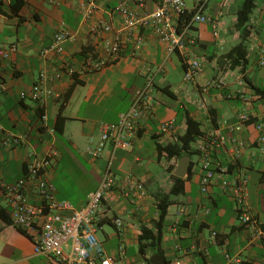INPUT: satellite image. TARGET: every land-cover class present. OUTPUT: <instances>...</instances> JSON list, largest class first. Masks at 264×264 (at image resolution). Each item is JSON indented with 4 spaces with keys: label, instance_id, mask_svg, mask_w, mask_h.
I'll list each match as a JSON object with an SVG mask.
<instances>
[{
    "label": "crops",
    "instance_id": "obj_1",
    "mask_svg": "<svg viewBox=\"0 0 264 264\" xmlns=\"http://www.w3.org/2000/svg\"><path fill=\"white\" fill-rule=\"evenodd\" d=\"M94 2L90 17L85 5ZM126 2L139 14L153 11L160 0H0V45L17 44L8 59L0 57V123L15 132H28L29 144L3 151L2 174L13 183L26 171L29 151L46 153L56 150L53 164L46 171L56 186V196L73 207L85 205L103 177L112 144L107 143L100 156L91 149L97 144L104 123L115 122L133 101L136 91L153 81L152 109L143 117L131 144L114 153L113 172L118 178L132 173L144 182L147 196L131 201L117 191L104 201V215L98 221L96 236L110 254L119 256L122 244L126 264H143L146 255L158 253L165 263L180 257L188 264H226V252L238 256L240 264H264V240L253 237L251 227L238 216L230 188L222 179L237 180L247 176L248 203L257 224L264 229V151L257 141L254 123L264 122V65L259 63L264 47V0H254L248 19L238 24L237 12L245 0H184L188 11L199 8L218 20L217 34L211 23L194 22L189 35L195 38L186 53L171 51L150 27H139L131 37L122 33L120 53L97 70L83 66L84 46H92L98 55L105 54L104 31L110 23L114 30L122 27V17L113 7ZM18 9L15 11L12 4ZM68 30L63 51L52 48L54 33ZM138 37L142 41L138 43ZM242 53H237L238 46ZM197 58L203 69L192 79H183L184 57ZM61 71L54 77L55 70ZM49 78L45 87L52 93L41 104L20 93L38 81L41 71ZM226 80L223 91L203 85L217 75ZM242 79L244 84L239 83ZM74 85L65 104L63 132H57L56 120L61 98ZM5 86V87H3ZM231 93V97L223 96ZM45 113L42 122L38 114ZM250 119L240 130L230 126L238 115ZM187 116L200 122L202 135L190 148L188 171L176 173L182 157L159 155L157 146L176 141L187 127ZM175 119L173 131L163 132L162 122ZM219 128L224 144L213 147L211 167L217 170L206 192L201 190L203 161L197 146L209 133ZM173 165V171L168 169ZM225 171L220 172V169ZM174 176L182 178L183 190L171 192ZM33 191L31 199L35 200ZM168 196V197H167ZM168 199L162 237L139 250L142 227L156 231L160 203ZM0 208L7 213V204ZM4 201V200H3ZM124 221L122 230L115 217ZM35 233L25 232L0 216V264H52L55 259L34 251ZM68 250V248H66ZM159 250V251H157ZM147 261V262H148Z\"/></svg>",
    "mask_w": 264,
    "mask_h": 264
},
{
    "label": "built area",
    "instance_id": "obj_2",
    "mask_svg": "<svg viewBox=\"0 0 264 264\" xmlns=\"http://www.w3.org/2000/svg\"><path fill=\"white\" fill-rule=\"evenodd\" d=\"M94 2L90 1L85 5L84 15L90 17ZM113 11L122 17V27L114 30L110 23L104 24V31L112 33L111 37H106L105 54L94 55L88 53L84 56L83 66L85 69L97 70L106 66L109 61L116 57L123 44L122 33L126 37L134 35L139 27H150L156 36L169 45L171 51L186 53L189 44L195 43V38L189 35V29L194 22L211 23L217 34V18L203 14L199 8L187 17L188 9L184 0H160L159 5L151 12L139 14L126 2L121 1L113 7ZM183 22L182 27L179 24ZM71 37L68 30H58L54 33L52 48L57 51L64 50V44ZM142 41L138 37V43ZM17 44L12 43L7 46L0 45V57L8 59L17 50ZM185 69L183 79L188 81L203 69L202 63L197 58L184 57ZM259 63L264 65V47L260 51ZM61 71L55 70L54 77H60ZM49 78L48 73L43 70L38 81L20 93L22 98L29 97L38 103L45 101L51 95L50 88L45 87L44 82ZM241 85L244 84L239 79ZM227 83L222 74L209 79L204 85L205 90L212 87L223 91ZM153 81L139 88L133 98L131 106L120 114L115 122L104 123L101 128L97 144L91 149L94 157H98L103 152L107 143L112 144V153L107 159L104 167L103 177L97 188L89 193L87 201L81 208H75L65 200L56 196V186L47 177V168L54 163L57 152L50 149L46 153H36L29 151L26 156V171L13 183H8L1 171L3 161V151L13 149L18 146L29 144L28 132H15L6 128L0 123V197L7 204L11 222L26 232L35 233L34 251L41 255H48L55 259L52 264H126L122 259L125 248L121 244L119 256L106 251L103 244L96 236L98 221L104 215V201L108 194L117 191L119 196L131 200L139 201L147 196L144 182L132 173L118 178L113 172L114 153L118 148L131 144V139L136 135L143 117L152 109V89ZM5 87V86H3ZM223 96L231 97V93H223ZM39 120L44 122L47 119L45 113L38 114ZM250 119L247 113L238 115L235 123L231 124L233 130H240ZM175 119L171 118L162 122L163 132L173 131ZM258 132L257 141L261 150L264 151V122L254 123ZM225 135L219 128L213 129L207 140L197 146L200 151L204 173L201 176V190L206 192L211 181L216 177L217 170L211 167L212 148L224 144ZM225 169H220V172ZM247 176L237 180L222 179L224 188H230L237 205L239 219L251 227L253 237L264 240V229L261 228L256 218L250 211L248 203ZM33 191L35 200L31 199L30 192ZM114 223L119 230H122L124 221L121 217H115ZM68 248V250H66ZM226 264H240L238 256L225 253ZM143 264H150L144 262ZM167 264H188L180 257L170 259Z\"/></svg>",
    "mask_w": 264,
    "mask_h": 264
},
{
    "label": "trees",
    "instance_id": "obj_3",
    "mask_svg": "<svg viewBox=\"0 0 264 264\" xmlns=\"http://www.w3.org/2000/svg\"><path fill=\"white\" fill-rule=\"evenodd\" d=\"M254 0H245L243 7L241 9L238 10L237 15H238V24L242 25L247 19H248V14L249 12L253 9L254 7ZM13 9L18 10L14 3L12 4ZM1 12H4L1 8H0ZM195 11V9L188 11L187 17L189 20V16H191V14ZM183 22L181 21V23L179 24V27H182ZM244 49V48H243ZM242 46H238V48L236 49L237 53H242L243 51ZM93 53L94 55H97V52L94 50V48L92 46H84L82 48L81 53L84 55H87L88 53ZM111 62V61H109ZM74 83L69 86V88L66 90V92L63 94L62 98H61V102L59 105V111H58V115H57V120H56V130L57 132H63L64 129V125H65V121H66V117L63 114L64 108H65V104L66 102L69 100L73 90H74ZM187 127L186 130L183 134H180L176 141L174 142H168L164 145L159 144L157 146L159 155L161 154H165L167 156V158H172L174 156L176 157H182V156H186V155H190V148L192 143L195 141V139L197 137H199L200 135H202L203 131L201 129V125L200 122L195 120L193 117L191 116H187ZM168 169L170 171H173L174 167L173 165H169ZM175 179V183L171 189V192L173 193H178L181 192L183 190V184H182V178H179L178 176H174ZM168 197V196H167ZM170 204V201L168 199H165L163 201H161L160 203V216H159V220L156 223V231H153L151 228L148 227H142L141 229V234L139 235V250L141 253H143L145 255L146 253V248L150 245H154L156 244L158 241H160L161 237H162V226H163V222L165 219V216L167 214V208ZM0 216H2L5 219H9L10 215L9 213L6 212V210L4 208H0ZM26 232V231H25ZM159 251V250H157ZM146 260L148 261V257L146 255ZM149 262V261H148Z\"/></svg>",
    "mask_w": 264,
    "mask_h": 264
},
{
    "label": "water",
    "instance_id": "obj_4",
    "mask_svg": "<svg viewBox=\"0 0 264 264\" xmlns=\"http://www.w3.org/2000/svg\"><path fill=\"white\" fill-rule=\"evenodd\" d=\"M188 164H189V157L183 156L181 161H180V165L178 166L176 173L180 176H184L188 171V167H189ZM150 262L152 264H166L163 256H161L158 253H155L150 257Z\"/></svg>",
    "mask_w": 264,
    "mask_h": 264
},
{
    "label": "rangeland",
    "instance_id": "obj_5",
    "mask_svg": "<svg viewBox=\"0 0 264 264\" xmlns=\"http://www.w3.org/2000/svg\"><path fill=\"white\" fill-rule=\"evenodd\" d=\"M1 202H2L3 204H5V202H4L3 200H1Z\"/></svg>",
    "mask_w": 264,
    "mask_h": 264
}]
</instances>
